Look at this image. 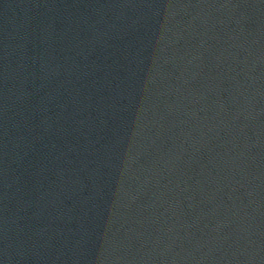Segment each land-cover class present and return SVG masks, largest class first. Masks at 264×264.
<instances>
[{"label": "water", "instance_id": "obj_1", "mask_svg": "<svg viewBox=\"0 0 264 264\" xmlns=\"http://www.w3.org/2000/svg\"><path fill=\"white\" fill-rule=\"evenodd\" d=\"M0 264H264V0H0Z\"/></svg>", "mask_w": 264, "mask_h": 264}]
</instances>
